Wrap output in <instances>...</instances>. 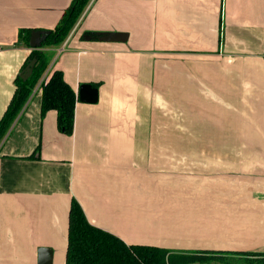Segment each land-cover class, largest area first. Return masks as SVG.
Wrapping results in <instances>:
<instances>
[{"label": "crops", "instance_id": "obj_1", "mask_svg": "<svg viewBox=\"0 0 264 264\" xmlns=\"http://www.w3.org/2000/svg\"><path fill=\"white\" fill-rule=\"evenodd\" d=\"M71 1L0 0V118L31 51L18 30ZM43 50L77 96L73 133L33 89L0 143V264H64L72 199L127 244L264 250V0H92Z\"/></svg>", "mask_w": 264, "mask_h": 264}, {"label": "trees", "instance_id": "obj_2", "mask_svg": "<svg viewBox=\"0 0 264 264\" xmlns=\"http://www.w3.org/2000/svg\"><path fill=\"white\" fill-rule=\"evenodd\" d=\"M91 1L72 0L52 29L20 28L18 30V41L29 46L31 51L14 78V94L0 118V143L48 68L50 56L43 48L60 45ZM34 30L48 31L38 47H31L29 44L30 34ZM85 34H89L91 39L98 38V34L90 32ZM33 58L36 62L32 72L24 79L20 73ZM76 100L77 96L65 81L62 71L53 70L48 78L41 82V115L43 116L50 109L55 110L56 126L60 132L67 135L73 133ZM36 150L38 151V147ZM31 157L39 156L35 152ZM68 218L64 264H190L200 260L199 255L196 254L207 253H173L155 245L127 244L113 233L90 224L81 206L74 199L70 203ZM239 255L255 256L260 259V264H264V250L244 252Z\"/></svg>", "mask_w": 264, "mask_h": 264}, {"label": "rangeland", "instance_id": "obj_3", "mask_svg": "<svg viewBox=\"0 0 264 264\" xmlns=\"http://www.w3.org/2000/svg\"><path fill=\"white\" fill-rule=\"evenodd\" d=\"M259 247V246H258ZM264 249V243L259 248ZM199 255L200 260L190 264H260V259L255 256H241V255H224V254H196ZM228 256V257H226Z\"/></svg>", "mask_w": 264, "mask_h": 264}, {"label": "water", "instance_id": "obj_4", "mask_svg": "<svg viewBox=\"0 0 264 264\" xmlns=\"http://www.w3.org/2000/svg\"><path fill=\"white\" fill-rule=\"evenodd\" d=\"M46 34H48V31H41V30H34L31 32L30 34V38H29V44L31 47H38L41 43V40H43L46 36ZM123 34H115V33H110V34H99V39L101 40H105V41H115L118 39H121V36ZM86 39H91L90 35L86 36ZM36 62V59L33 58L24 68V70L20 73V76L22 78H27L31 72H32V68L34 66Z\"/></svg>", "mask_w": 264, "mask_h": 264}, {"label": "built area", "instance_id": "obj_5", "mask_svg": "<svg viewBox=\"0 0 264 264\" xmlns=\"http://www.w3.org/2000/svg\"><path fill=\"white\" fill-rule=\"evenodd\" d=\"M1 49V48H0ZM45 77H42V79L37 83V85L35 86L34 90L41 87V82L44 81ZM33 90V91H34Z\"/></svg>", "mask_w": 264, "mask_h": 264}]
</instances>
